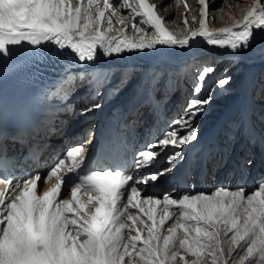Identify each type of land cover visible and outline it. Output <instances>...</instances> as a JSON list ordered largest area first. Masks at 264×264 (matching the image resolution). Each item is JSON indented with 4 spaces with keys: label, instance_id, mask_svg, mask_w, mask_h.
<instances>
[{
    "label": "snow or ice",
    "instance_id": "1",
    "mask_svg": "<svg viewBox=\"0 0 264 264\" xmlns=\"http://www.w3.org/2000/svg\"><path fill=\"white\" fill-rule=\"evenodd\" d=\"M198 5L199 28L189 29L185 14V34L178 35L159 15L166 9L149 0H118V4L113 0H0V57L28 45L91 62L101 52L108 57L158 46L184 49L197 37L234 54L248 49L254 30L264 31L261 0H252L239 19L230 16L231 24L216 30L208 27L207 0H198ZM184 6L187 13L189 6ZM120 9L128 14L120 15ZM196 19L192 17L193 22ZM129 25L134 34L149 38L129 37ZM213 71L204 66L198 73L193 97ZM130 79L122 76L121 83L127 85ZM76 80L65 69L50 95L78 90ZM230 80L219 79L217 87L223 89ZM110 83L106 78L94 94L100 95V89ZM139 85V94L150 99L155 87L151 79ZM211 100V93L205 99L190 98L162 138L136 153V167H150L159 155L156 149L191 146L198 139L195 121ZM100 106L94 102L84 111ZM4 139L0 125V142ZM182 155L173 151L167 162L174 164ZM66 156L69 163L60 160L48 173L47 179L55 178L54 185L41 191L43 178L39 174L17 178L0 144V264H264V181L251 192L219 187L211 193L176 198L165 193L160 199L143 196L141 186L157 181L163 172L130 175L114 161L86 167L82 145L70 148ZM65 170L74 175L59 174ZM69 188L70 199L60 198Z\"/></svg>",
    "mask_w": 264,
    "mask_h": 264
},
{
    "label": "bare ground",
    "instance_id": "2",
    "mask_svg": "<svg viewBox=\"0 0 264 264\" xmlns=\"http://www.w3.org/2000/svg\"><path fill=\"white\" fill-rule=\"evenodd\" d=\"M150 3L155 4L156 3L153 0H149ZM187 5H189L188 9V14L183 11L182 8L179 9V16L175 23H168V27L172 30H174L178 35H183L185 34L183 31V20L185 14L188 16V28L189 29H198L199 28V11H200V6L198 5V0H186ZM189 1V2H188ZM114 3L118 4V0H113ZM252 0H235L232 3H229L226 9L220 10V11H213V5L208 3V27L210 30H216L220 29L226 26H229L231 24V20H229V17H233L234 19H239L243 11H245L249 5L251 4ZM261 2H264V0H261ZM120 15H127L128 10L127 9H120ZM171 12V11H169ZM168 12V14H169ZM196 16L197 19L195 22H193L192 17ZM118 17H113V20L115 21ZM136 23L139 24V18H137ZM145 29L148 28L147 25L143 26ZM150 31V30H149ZM126 33L129 37L139 39L142 35L144 36V39H148V35H145L144 33H133L131 30V25H129L128 29H126ZM111 35H116L115 32L111 33ZM151 50V53L153 55H143L142 53L145 52L143 51H133V52H123L120 54H113L108 57H104L101 53H98V56L94 60H99V59H108V58H115V61L108 62V63H103L102 66L105 72H108L109 78L111 83L118 84L121 82V76H123L124 79H128L131 77L130 82L128 84H132L134 80L138 78L137 75L134 73L139 72V69L142 70L143 68H151L152 71L150 72L151 75H154L155 73L161 72V74L164 75V73H167L169 80L166 79V87L167 89H170L169 92H166V89L164 91H159L157 89H152V92L155 94L159 95V98H161L164 101H171L172 100V107L179 106V108L176 109L175 115L178 113H181L182 110L180 111V104L182 102V105H184V101L187 99L189 100L190 98H193L192 96V90L193 89V80L197 77V75L194 72V67L196 64L199 63H206V61H213L215 63V66L213 67L214 71L217 69L219 65L222 63L226 64L227 70L229 72H232L233 70H236L240 68L239 74L237 77H235V81L237 82V91L234 92V97L232 98H227L223 100V107L218 108L217 106H213V110L210 111L208 114L209 106L213 105V100H211V103L206 106L205 112L198 117V119L195 121L194 126L197 128L198 131V139L192 143L196 144L200 141V138L203 133H205L208 130V127L214 122L215 119L221 118L224 116V113L226 115L225 125L220 128V134L216 133L215 130H218V125L217 126H212L214 127L211 128L210 133L205 136L208 137L210 136L212 139L217 137V144L218 145V150L217 154L221 151V146H225L228 144V147H231V149L234 147L236 144V140L233 139V136L236 135V129L240 125L239 123H232L231 121H236L235 118L231 120H227L230 115L233 113V111H243L244 108L246 110H250L251 114L249 116V123H248V129L249 133L243 134V139L241 140V147L244 146V148H241V152H239L242 156L248 157V160H251L253 165H255V162L260 160V166L264 165V138H261L259 130L261 127L264 128V94L257 100L256 103H253L251 101L250 92H252L253 89L255 91H262L264 93V73L259 74L261 70L259 68H264V31L261 30H254V35L253 38L251 39L250 45L247 50H240L236 53H231L228 50H222L214 46H208L206 41H203L202 38L197 37L194 42L191 43L190 47H186L184 49L180 48H167L163 46H158L157 49H149ZM169 52V54L167 53ZM18 61H23L28 63L34 62L35 60H41L44 59L48 55H54L56 54V51L53 49H40V48H33L32 46L25 45L20 49L18 52ZM103 61V60H102ZM230 62V64H229ZM82 67L76 70L79 75L81 72L84 73L85 75H90V76H96L97 69L95 67V64L91 63H86V62H81ZM206 65V64H205ZM12 66L11 63H6L5 68L10 69ZM196 68V67H195ZM208 74V79L210 75L213 73ZM17 75V73H14ZM100 74V73H98ZM19 77H28V74L25 72L19 73ZM188 77L191 78V83L189 81L186 82ZM189 78V79H190ZM160 80V79H159ZM188 81V80H187ZM101 85V84H100ZM124 85V84H123ZM181 85H184L186 87V90L182 93H179V88L182 87ZM192 87L190 88V86ZM170 86H175L173 89ZM189 86L190 90V95L188 94V88ZM128 87V86H127ZM125 87V88H127ZM247 88V90H245ZM17 89V84L16 83H11L9 85V91L14 93ZM104 89L101 88L100 91ZM206 90V84L204 82L202 90L200 94L194 98L196 99H202L203 93ZM106 91V89H105ZM113 91V90H112ZM151 92V93H152ZM224 92V91H223ZM256 92V93H257ZM185 94H188V96H185ZM102 95L100 94L99 97ZM185 96V97H184ZM59 97V95H52V98ZM113 97V96H112ZM249 97V98H248ZM109 99V98H107ZM106 99V100H107ZM105 98L103 99V101ZM105 100V101H106ZM235 100L238 101L236 109L233 108V105ZM252 100L253 96H252ZM216 102V101H215ZM166 104V103H165ZM255 104V108H254ZM256 106L260 107V110H257L258 112H261V116H259L258 122L259 125H256L253 123L252 119L254 115H258L255 112ZM225 109H227V112H224ZM260 115V114H259ZM237 117V116H236ZM261 117V118H260ZM174 119H176L173 116ZM261 119H263L261 121ZM212 120V121H211ZM220 123L218 120L215 124ZM242 124V123H241ZM256 125V126H255ZM169 130V129H168ZM167 130V131H168ZM178 132H182L183 130H180L179 128H176ZM230 131V133H229ZM263 132V130H261ZM223 135L221 136V134ZM220 137V138H219ZM162 138V135L160 136V139ZM250 139L254 140L255 146L250 147L251 152L248 153V146H249V141ZM221 140L225 142L224 145H222ZM158 141V140H157ZM210 141L208 140V147L212 150L214 147V144L216 141ZM227 143V144H226ZM262 144V146H261ZM259 145V146H258ZM247 146V147H246ZM190 146L186 145L183 147V149H187ZM156 151L159 153L157 158L154 160H158L159 158H164L167 155H170L173 151H180L173 149L171 146L166 151H161L160 149H156ZM165 159V158H164ZM246 160V158H245ZM246 160V161H248ZM160 165H155L152 167L151 170H149L147 173H153V172H164L165 169L168 167L165 161L162 159L159 160ZM242 168L247 170L248 168L252 169L253 166H250L245 163L244 160L241 162ZM234 167V166H233ZM264 167V166H263ZM259 173V172H258ZM264 174L263 172H261ZM130 174V173H129ZM144 174V173H143ZM141 174V175H143ZM166 174V173H165ZM131 175V174H130ZM166 175H162L159 177V179L155 182L149 183L147 185H142V195L143 196H149V197H155V198H163V195L165 193H168L170 196L173 198L179 197L185 193H192V194H198V193H211L214 189L219 188V187H211L209 189H203V186H194V188H197L198 191L192 190V187L190 185L189 188L185 189L183 187L178 188L177 190H169L166 189L165 186L168 184H165V180L167 181ZM258 175H256L257 178ZM260 176V175H259ZM261 181H264V178H262L260 181H257V179L250 178V176L242 177V180L239 182L233 183V185H228L227 189H232L235 190L237 188L243 187L247 192H251L253 188H257L256 186L259 185ZM42 182V181H41ZM40 182V183H41ZM175 182H169L170 185L174 184ZM155 185V190L152 189V187ZM52 187V181L50 183L45 182L44 186L42 187V191L46 190L48 188ZM196 189V190H197ZM130 190V189H129ZM195 192V193H194ZM60 198L62 199H70L69 194H63ZM126 200V196H125ZM130 211L135 212L137 211L136 209H130ZM146 218V217H145ZM172 221H169L166 227L170 226ZM134 234V233H133ZM164 234H167L166 231H164ZM188 259H191L190 257Z\"/></svg>",
    "mask_w": 264,
    "mask_h": 264
},
{
    "label": "rangeland",
    "instance_id": "3",
    "mask_svg": "<svg viewBox=\"0 0 264 264\" xmlns=\"http://www.w3.org/2000/svg\"><path fill=\"white\" fill-rule=\"evenodd\" d=\"M153 1L156 3V5H161V6H163L166 9V10L160 11L159 12V15L162 16V17H165L168 20V23H170V24L175 23V21L177 20V18L179 16V12L178 11H179L180 8H182L183 11L186 12V9H185V6H184L185 4H187V1L186 0H153ZM207 1H208V3L211 2V4L213 5V11L216 12V11H220V10L226 9V7L228 6V4L234 2L235 0H207ZM169 11H171V12H169ZM168 12H169V14H168ZM188 13L189 12L187 10V14ZM188 21H189V19H188ZM182 26H183V24H182ZM167 53L169 54V52H167ZM229 64H230V62H229ZM204 66H211L213 68L215 66V63L211 60V61H206V63L204 62L202 64L201 63L196 64V66H195L196 68L194 67V72L193 73H195V74L197 73V75H198V73L202 70V68ZM216 68L217 69L215 70V72H213L210 75L209 79H208V76H207V78L205 80L206 90H204L205 92L203 93V96H202L203 98L202 99L207 98L210 93L212 95V100L214 99V101L212 102L213 105L212 106H209V110H208L207 114L214 109L213 106H217L218 108H220V107L222 108L223 107V102L222 101L225 100V99H227V98L234 97V94L233 93L237 91L236 89H237V85L238 84H236L237 82L234 79H235V77L238 76V74H239V71L238 70L240 68H238L236 70H233L232 72H229V70H227V68H226V64H224V63H222L221 65H219ZM259 69L260 70L262 69L259 74H261V73L263 74L264 73V68L262 67V68H259ZM224 77H231V80H230V82L226 86H224L223 89H221V88L217 87L216 82L219 79L224 78ZM189 78L190 77H188V79H187L188 81L186 80V82H188V83L191 80V78L190 79ZM191 87H192V85L190 86V88ZM187 88H188V94L190 95V92L193 89L190 90L189 86H187ZM189 90H190V92H189ZM245 90H247V88H245ZM256 91H254V93H253V99L254 100H252V97H251V101L253 103H256L257 100L262 96V94H264L262 91H258L257 93H256ZM188 94H186V96H188ZM233 103H234L233 108L234 107H235L234 109L238 108L237 107L238 101L235 100V102H233ZM227 111L228 110L225 109L224 112H227ZM181 113H178L177 115H175L176 116L175 118H177L178 116H180ZM261 113H262V111L259 113L260 114L259 116H261ZM226 115L227 114L224 113V116H222L221 118L215 119L214 122L208 127V130L205 133L202 134L201 138H203V137H205V136H207L209 134L208 131L211 130L212 126L215 127V126L218 125V130L216 129L215 132L218 133V134H220V128H221V126L223 127L226 124L225 121H224L227 118ZM218 120L220 121V123H217L216 125H213ZM214 127H213V129H214ZM261 130H263V132ZM257 131L260 132L261 138L263 139L264 138V128L261 127ZM222 135H223V133L221 134V136ZM221 143H222V145L225 144V142H223V140H221ZM248 149H249V146H248L247 150ZM256 187H258V186H256ZM196 189L197 188H195L194 191L197 192L198 189L197 190ZM254 189H256V188H253L252 191Z\"/></svg>",
    "mask_w": 264,
    "mask_h": 264
}]
</instances>
